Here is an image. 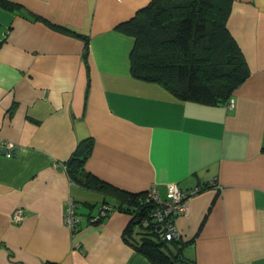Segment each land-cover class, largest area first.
Segmentation results:
<instances>
[{"label": "crops", "instance_id": "obj_1", "mask_svg": "<svg viewBox=\"0 0 264 264\" xmlns=\"http://www.w3.org/2000/svg\"><path fill=\"white\" fill-rule=\"evenodd\" d=\"M149 2L0 0V141L15 147L0 151V264H152L123 238L120 193L166 198L168 182L201 186L174 217L193 264H264V0H230L226 29L249 69L232 108L133 74L135 37L119 25ZM86 140L91 187L66 167Z\"/></svg>", "mask_w": 264, "mask_h": 264}, {"label": "trees", "instance_id": "obj_2", "mask_svg": "<svg viewBox=\"0 0 264 264\" xmlns=\"http://www.w3.org/2000/svg\"><path fill=\"white\" fill-rule=\"evenodd\" d=\"M229 11L230 0H150L119 25L135 37L133 74L159 82L182 99L227 104L249 74L242 53L226 29ZM87 140L66 167L71 179L91 187L95 178L81 168L91 148ZM209 181L206 186H211ZM97 182L100 187L104 184ZM145 194L120 193L124 209L132 213L123 232L124 240L152 264H193L174 240L158 236L152 222L143 224L144 219L150 220L148 213L154 206L142 201ZM136 233L139 238H127Z\"/></svg>", "mask_w": 264, "mask_h": 264}, {"label": "built area", "instance_id": "obj_3", "mask_svg": "<svg viewBox=\"0 0 264 264\" xmlns=\"http://www.w3.org/2000/svg\"><path fill=\"white\" fill-rule=\"evenodd\" d=\"M233 100L229 99L226 106L233 107ZM15 147L9 141H0V151L5 156H13ZM209 185L217 186L216 180L211 179ZM201 189V186L194 187L190 190H183L175 182L167 183V197L163 198L155 186H151L146 192L142 201L151 202L154 206L148 213L150 220L144 219L143 224L146 225L152 222L158 236L166 241L175 240L180 237V232L174 223V217L181 213L187 214L188 202L190 198ZM110 210V206L106 203H101L97 207L95 214H91L89 221L96 223L100 221ZM24 209L17 208L13 214L14 220H20L24 217ZM63 223L70 229H74L78 223V218L74 214V203L69 202L67 212L63 216Z\"/></svg>", "mask_w": 264, "mask_h": 264}]
</instances>
